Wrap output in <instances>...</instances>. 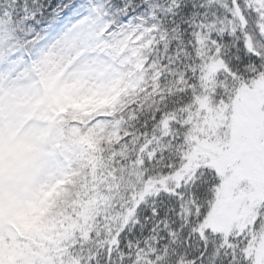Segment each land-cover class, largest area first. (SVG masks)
Segmentation results:
<instances>
[{
    "label": "snow or ice",
    "instance_id": "obj_1",
    "mask_svg": "<svg viewBox=\"0 0 264 264\" xmlns=\"http://www.w3.org/2000/svg\"><path fill=\"white\" fill-rule=\"evenodd\" d=\"M188 7L184 0L164 5L161 0H5L0 5V264H264L254 244H264V191L242 171V163L225 158L234 142L231 129L242 98L264 88V0H229L225 15L231 35L216 27L212 0L191 5L204 11L194 12L187 21L194 30L185 41L175 18ZM162 14L173 17L172 28L165 26ZM229 39L237 49L235 58ZM173 41L178 54L195 55L201 65H185L176 76L178 94L187 99L166 110L179 114V148L188 149L181 166L172 167L179 183L168 193L181 200V231L168 229L164 245L153 235L156 244L148 241L145 247L122 249L132 220L140 223L141 202L134 209L127 205L125 226L99 245L97 233L82 225V235L75 225L57 228L50 219L49 199L52 180L62 171V161L57 162L63 134L69 130L61 118L66 100H82L89 90H103L132 65L143 67L140 77L165 80L170 66L139 49L155 42L157 49L170 51ZM244 73H250L251 83ZM197 75L202 85L196 84ZM161 119L157 113L153 123ZM172 126L164 123L166 129ZM197 155L211 157L210 164L193 167ZM205 180L213 193L211 211L195 196L186 207L181 190ZM151 191L146 188L140 201L146 202ZM116 212L124 214L125 206L118 203L104 215ZM151 215L160 216L159 209L153 206ZM95 219L103 223L99 215ZM187 225L191 227L185 236ZM20 229L31 243L17 240L14 230ZM193 237L198 251L191 250ZM212 237L218 238L215 247L209 246Z\"/></svg>",
    "mask_w": 264,
    "mask_h": 264
},
{
    "label": "trees",
    "instance_id": "obj_2",
    "mask_svg": "<svg viewBox=\"0 0 264 264\" xmlns=\"http://www.w3.org/2000/svg\"><path fill=\"white\" fill-rule=\"evenodd\" d=\"M201 2L202 0H184L189 7L175 18L185 41L190 39L194 30L193 24L187 21L192 18L194 12L204 11L202 8L194 9L191 5ZM166 3L167 0H161V5ZM212 3L217 6L213 10L216 27L224 28L231 35V24L225 15L229 0H212ZM4 4L5 0H0V5ZM161 20L167 28H172V16L165 17L162 14ZM156 23L159 24L160 21ZM226 43L232 44L231 39ZM177 48V43L173 41L170 51L163 47L157 49L155 42L147 48L139 49L140 53L147 51L158 64L163 62L164 65L170 66L165 69L168 72L165 80L157 81L146 74L140 77V73L144 71L141 66L133 75L132 83L129 84L127 79L122 78L119 86L105 101L80 108L65 106L61 110L63 123L76 134L71 137L68 134L69 130L63 134L70 158L61 179L50 189L49 215L53 224L58 227L65 226L77 217L80 218L79 215L84 214L88 206L101 200L96 204L97 208L90 212L89 222L84 223L85 229L97 233L95 243L99 245L101 240H108L112 232L125 226L127 205L131 204L134 209L136 202H141L144 203V207L139 213L140 223L136 224L135 220H132L122 237V249H127L129 245L135 249L137 244L145 247L148 241L156 244V240L152 239L153 235L158 238L161 245H164L169 241L168 229L181 231L182 213L178 211L172 214L174 195H170L168 201L164 194L156 191L159 190L160 187L156 186H159L161 181L167 183L173 178V165L181 166L188 152L187 147L179 148L183 139L182 129L175 126L179 114L166 111L177 106L174 102L187 99L178 94L176 76L183 73L185 65L190 63L195 64L198 69L201 67L200 64H196L195 55L189 57L186 53L178 54ZM203 51L207 53L206 48ZM240 54L249 59L250 63H255L242 50ZM236 55L237 49L232 44V57L235 58ZM169 56L173 57V61H169ZM239 64L237 61V65ZM249 76L250 73H244V78L251 82ZM220 78L224 79L222 73ZM228 83L231 84V81ZM196 84H203L199 75L196 76ZM133 105L136 106L134 109ZM157 113L161 114L162 119L153 123ZM137 116L140 119H137ZM165 122L173 126L166 129ZM173 133L176 135H172ZM173 142L175 146L169 148V144ZM145 160L146 165L143 163ZM146 188L152 190L151 194L146 197V202L140 201V196ZM105 196H108V199L105 200ZM185 197L184 201L191 203L186 195ZM200 197L203 199L201 195ZM209 202L208 198L203 201V208L206 211L211 210ZM118 203L125 206L124 214L116 212L110 216L104 215L105 210L116 208ZM153 206L159 209L160 216L151 215ZM97 215L103 223L96 221ZM79 218L77 219L80 223ZM195 223L196 215H192L191 224ZM189 227L191 225L184 227L185 236L188 235ZM77 234L82 235L78 230ZM213 238L216 237L211 238L210 247H215V243L218 242ZM24 241L32 242L28 238H24ZM195 242L196 239L193 237L191 250L198 251L200 246L196 248ZM224 259L227 260V257Z\"/></svg>",
    "mask_w": 264,
    "mask_h": 264
},
{
    "label": "rangeland",
    "instance_id": "obj_3",
    "mask_svg": "<svg viewBox=\"0 0 264 264\" xmlns=\"http://www.w3.org/2000/svg\"><path fill=\"white\" fill-rule=\"evenodd\" d=\"M133 43H137V41H133ZM133 58L135 59V57ZM140 67L141 66L137 67L136 65H132L131 70L129 72L125 73L124 75H122L121 77L115 80H112L110 83L104 86L103 90L101 91L89 90L84 94L85 98L82 100L73 101L71 99H68L66 100V106H71V107L74 106L75 108H80L82 106L84 107L86 105H95L97 103L105 101L106 98L111 93H113V91L117 88V86H119L122 78L127 79V81H129L128 82L129 84L132 83L131 81H134L133 75L137 72L136 71L137 69H140ZM85 87H87V85H85ZM247 96L248 94L244 95L241 103L238 106L237 118L233 122V128L231 129V135L234 137V142L232 143L231 148L227 152V156L225 158L235 159L237 163H242L243 164L242 171L246 175H251L254 178V180L258 185V190H259L264 180L257 178L256 175L254 174V171L257 170L263 171L264 152L262 154H256L254 152L249 153V150L247 149L248 146L247 142H249L251 145V141H258L256 143V149L258 151L260 150L261 152L264 151V88L260 93L258 92V98H259L258 103L248 100ZM68 134L71 137H73L72 135H75L76 133L69 130ZM64 141L65 139H63L62 141L63 148L61 150V155L57 162L60 163V161H62V163H60V168L62 169V171L58 172L56 176L53 178L52 187L54 184L59 182L66 167L68 166V161L70 157L66 151L67 146L65 145ZM210 162H211V157L205 155H197L195 161L193 162V167L203 166L204 164H210ZM188 171H190V169L187 168L184 169L185 173H187ZM226 174H230V172ZM178 183H179L178 180L172 178L171 180H169V182L167 183L163 182L156 187H160L158 193L164 194L166 196L165 198L169 201L170 194L168 193H174L175 189L173 186L177 185ZM184 183L187 184V181L185 180ZM206 185H207L206 180L202 182H198L193 185H189L186 189L181 190V196L185 197L186 195L189 201H191V203L193 196H195L196 199H200L199 202L201 207H203V201L205 202L206 198H208L210 200L209 202L210 205L213 198V193L211 189L208 188ZM200 195L203 197V199H201ZM105 198L108 199V196H105L104 199ZM173 198L175 199L174 203L172 204L173 207L172 214L174 215L178 211H180L181 213V200L176 199L175 196ZM100 202L101 200L95 202L94 205L88 206L85 209L86 212L82 215H79L80 218L77 217L81 220L80 223L76 218L77 220L75 219L73 222L68 223L65 226L75 225L76 229L74 230L76 231L79 229L80 225H82L85 228L86 227L85 224L89 222L88 218L89 215L91 214L90 212L94 211L95 208H97L96 204H99ZM191 203H187L184 201L185 206L189 208ZM221 211L223 212L224 210L223 209L217 210L218 213ZM183 214L186 215L187 213H183ZM176 219H181V218H176ZM65 226L58 227V225H56V227L60 228L61 230H63ZM14 234L16 235L18 241L24 240V238H28V234L25 233L23 229H20L18 233L15 232L14 230ZM9 239H11V237ZM213 239L215 241H218L217 237ZM36 242L39 243V240L37 239ZM254 244H255V250L259 251V253H257L258 257H264V244H261L260 241H254ZM198 246L199 244L196 241L195 247L197 248Z\"/></svg>",
    "mask_w": 264,
    "mask_h": 264
},
{
    "label": "flooded vegetation",
    "instance_id": "obj_4",
    "mask_svg": "<svg viewBox=\"0 0 264 264\" xmlns=\"http://www.w3.org/2000/svg\"><path fill=\"white\" fill-rule=\"evenodd\" d=\"M262 90H263V88H259L258 92L260 93ZM258 92H257L256 95L254 93L248 94L247 99L250 100V101H254V102L258 103V101H259ZM251 96L256 97L257 100H251L250 99ZM257 142L258 141H251V145H250L249 142H247V145H248L247 149L249 150V153L250 152H254L256 154H262L264 152V151L261 152L260 150L258 151L256 149V143ZM254 174L256 175L257 178L264 180V169H263V171H260V170L254 171ZM261 190H264V182H263V184H261V187L259 188V191H261ZM221 212H219V213H221ZM257 253H259V251H257Z\"/></svg>",
    "mask_w": 264,
    "mask_h": 264
},
{
    "label": "water",
    "instance_id": "obj_5",
    "mask_svg": "<svg viewBox=\"0 0 264 264\" xmlns=\"http://www.w3.org/2000/svg\"><path fill=\"white\" fill-rule=\"evenodd\" d=\"M258 90H259V88H258L257 91L254 93L255 95L257 94ZM250 99H251V100H257V98H256V97H253V96H251Z\"/></svg>",
    "mask_w": 264,
    "mask_h": 264
}]
</instances>
